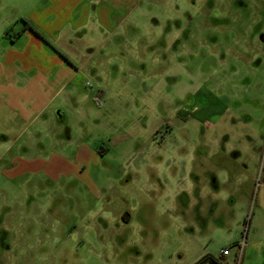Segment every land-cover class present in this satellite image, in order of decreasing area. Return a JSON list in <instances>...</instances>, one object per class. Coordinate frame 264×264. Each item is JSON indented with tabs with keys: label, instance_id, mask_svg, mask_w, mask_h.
<instances>
[{
	"label": "rangeland",
	"instance_id": "rangeland-1",
	"mask_svg": "<svg viewBox=\"0 0 264 264\" xmlns=\"http://www.w3.org/2000/svg\"><path fill=\"white\" fill-rule=\"evenodd\" d=\"M37 1L0 0V28L37 27ZM78 1L34 14L86 61L53 99L65 119L0 124V264H264V0H105L131 13L114 33Z\"/></svg>",
	"mask_w": 264,
	"mask_h": 264
},
{
	"label": "crops",
	"instance_id": "crops-1",
	"mask_svg": "<svg viewBox=\"0 0 264 264\" xmlns=\"http://www.w3.org/2000/svg\"><path fill=\"white\" fill-rule=\"evenodd\" d=\"M88 1L90 0H84L85 3ZM95 1L98 7L108 5L110 10L107 12V16L114 21L116 19L119 20L111 26L110 30L112 33L122 27L123 21L131 16L130 12H124L122 16H119L117 14V9L107 4L105 0ZM81 2L82 0L78 1L76 4H81ZM138 3H141V0L134 2L133 8L138 5ZM46 4L51 5V2L42 3V0H38L32 8L33 14L30 15L29 18L32 19V23L37 27H39V19L34 14L40 12ZM55 17L56 13L51 16V21L54 20ZM101 22V18L99 17L97 27H103ZM30 25L33 26L32 24ZM85 25L86 23L82 22L75 27L74 30L83 29L85 28ZM33 27L40 32L42 36H45L47 39L46 41L50 43L54 41L55 43L60 44L63 49L60 48V55H49L48 49L44 45V41L30 28L23 29L20 34L14 32L13 34H8L5 32L6 28H0V124L4 127L6 124L8 125V123H12V125L20 123L21 130H24L26 122L31 123L39 118L45 120L50 117V115H52L55 123L61 121V119L64 120L65 116L61 111L62 109L58 108V104H52L54 101L53 99L62 89L68 87L67 84L72 82L86 63L85 61L78 66L77 63L71 59L67 54L68 52L65 51L70 47L60 42L55 30H46L39 27L40 30L35 26ZM19 30H17V32ZM38 54L47 56L50 62L43 63L42 66H39L37 60ZM64 83H66V86H63ZM73 92L74 90L70 89L65 95L72 94ZM174 116L176 117L174 120L177 124H179V126L181 125L182 128L185 127L181 122V117L184 116L182 110L176 112ZM162 125L163 124L161 123L151 129L146 139L150 138L153 139V141H157L158 135L156 131L162 129ZM188 128L189 131H192V135L190 134L191 140L189 142L194 145L200 144L201 141L196 138L199 132V124H194ZM58 129V126L55 125L54 129L49 126L46 131L48 133L52 132L53 135H56L57 132L60 131H58ZM4 131L9 132V129L7 128ZM141 136L142 135L139 133L135 134V137L137 138H141ZM158 144L161 143L159 142ZM112 186L113 184H109L106 188ZM101 188L105 189L104 187ZM226 263L229 264V262Z\"/></svg>",
	"mask_w": 264,
	"mask_h": 264
},
{
	"label": "trees",
	"instance_id": "trees-1",
	"mask_svg": "<svg viewBox=\"0 0 264 264\" xmlns=\"http://www.w3.org/2000/svg\"><path fill=\"white\" fill-rule=\"evenodd\" d=\"M26 28H30L37 36H39L44 42L47 43L46 39L42 36L40 32L35 30L32 26H30L27 22H25ZM25 29V28H24ZM23 31V30H22ZM21 31V32H22ZM19 32V34L21 33ZM203 263H209V264H227L226 262L222 261V257L216 258L215 256L211 254H206L203 257H201L199 260H197L193 264H203Z\"/></svg>",
	"mask_w": 264,
	"mask_h": 264
},
{
	"label": "flooded vegetation",
	"instance_id": "flooded-vegetation-1",
	"mask_svg": "<svg viewBox=\"0 0 264 264\" xmlns=\"http://www.w3.org/2000/svg\"><path fill=\"white\" fill-rule=\"evenodd\" d=\"M182 120H183V119H182ZM183 121H185V120H183ZM163 127H164V129H160V130L156 131V132H157V135H160L159 133H162V132H165V134L170 135V133H171V132L173 131V129H174L173 126H172L170 123L165 124V126L163 125ZM201 132H202V131L199 130L198 135H197V137H196L197 139H199V141H200V139H201L200 136H202V135H201ZM207 135H208L207 137H208L209 139H211L213 134H211V133L209 132ZM205 136H206V135H205ZM161 138H162V140H161L160 142H162V141L164 140V137H163V136H161ZM211 140L215 141L214 138H212ZM199 141H198V143H199ZM199 146H200V144L197 145V147H199ZM122 215H124V214H122ZM122 215H121V216H122ZM122 219H124V221H126L125 218H123V216H122ZM126 222H127V221H126ZM0 244H1V246L3 245V247H5L6 249L9 248V246H8V245L6 244V242H5L4 237H2V236H1Z\"/></svg>",
	"mask_w": 264,
	"mask_h": 264
},
{
	"label": "built area",
	"instance_id": "built-area-1",
	"mask_svg": "<svg viewBox=\"0 0 264 264\" xmlns=\"http://www.w3.org/2000/svg\"><path fill=\"white\" fill-rule=\"evenodd\" d=\"M227 254H228V251L227 250H223V251L220 252V257H224ZM232 264H235V263H232Z\"/></svg>",
	"mask_w": 264,
	"mask_h": 264
}]
</instances>
